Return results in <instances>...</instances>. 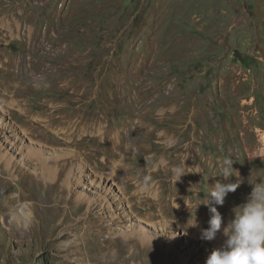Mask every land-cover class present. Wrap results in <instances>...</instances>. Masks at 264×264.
<instances>
[{
    "label": "rangeland",
    "instance_id": "obj_1",
    "mask_svg": "<svg viewBox=\"0 0 264 264\" xmlns=\"http://www.w3.org/2000/svg\"><path fill=\"white\" fill-rule=\"evenodd\" d=\"M25 49L32 66L0 71V264H206L224 160L246 183L233 209L264 182V0H0V66ZM65 51L93 74L87 96L54 72Z\"/></svg>",
    "mask_w": 264,
    "mask_h": 264
},
{
    "label": "clouds",
    "instance_id": "obj_2",
    "mask_svg": "<svg viewBox=\"0 0 264 264\" xmlns=\"http://www.w3.org/2000/svg\"><path fill=\"white\" fill-rule=\"evenodd\" d=\"M233 163L230 158L224 160L220 174L216 175L221 179L208 192L211 200L206 199V203H202L209 205L211 217L208 227L201 230V239L213 241L218 234L224 237L223 242L213 249L206 264H264V182L252 184L246 201L233 209V218L226 223L216 207L223 206L228 194L240 186L239 179L232 182V177H239ZM173 172L177 181L185 174L180 167L174 168ZM200 205H197L196 211ZM196 211L193 221H187V226H196Z\"/></svg>",
    "mask_w": 264,
    "mask_h": 264
},
{
    "label": "bare ground",
    "instance_id": "obj_3",
    "mask_svg": "<svg viewBox=\"0 0 264 264\" xmlns=\"http://www.w3.org/2000/svg\"><path fill=\"white\" fill-rule=\"evenodd\" d=\"M27 48V47H26ZM27 50L28 51H30V49L29 48H27ZM59 52V51H58ZM46 53V52H45ZM26 54H27V51H26V49L23 51V54L22 55H19V57H17L16 59H13L12 61H3V63H2V66H0V71H2V70H7V76H9V78H11V77H13V75H14V73H12L13 72V70H14V68H18V67H23L24 65H26L27 64V62H29V65L30 66H32V62H33V59H32V52H28V54L30 55V57H28V58H26ZM66 54H67V52L65 51V52H63V53H57V54H55V55H60V56H62V58H64V61L62 62V64H61V66H60V68H56V70L54 71L57 75H60L61 73H65V72H67L69 69H71V67L74 69V72H75V76H74V78H72V81H74V82H76V84H75V86H77V87H83L84 88V90L83 91H81L83 94L85 93L86 94V96L93 90V79L92 78H94L93 77V74L92 73H89V74H92V75H88V76H90V78L88 79V81H85V80H83V78H85V73L83 72V69H81L80 68V66L79 65H81V64H79L78 65V67H76L75 65H71V63L70 62H67V59H69L68 57H66ZM47 56V55H46ZM75 56V55H74ZM73 56V57H74ZM45 57V56H44ZM75 58V57H74ZM44 59V58H43ZM48 65V64H47ZM21 67V68H22ZM28 67V66H27ZM48 67V66H47ZM51 67H53V66H51ZM59 67V66H58ZM43 70V69H42ZM51 71V70H50ZM23 72L25 73V75L27 74V70H25V68H24V70H23ZM43 73V72H42ZM47 73V72H46ZM53 74V73H52ZM55 74V75H56ZM1 75V74H0ZM46 76H48V74H45ZM26 77L29 79V78H34V75L33 74H27L26 75ZM78 82V83H77ZM64 84V83H63ZM73 85V84H72ZM125 85V83H123L122 84V86H120V88H117V89H113L110 85H104L103 87H101L102 89H104V90H102V92H105L104 93V95H103V97H102V101L104 102V100L103 99H109V100H111V101H117V99L120 97V95L119 94H122L123 92H126L127 91V87H125L124 86ZM138 87V90L136 91L137 93H139V91H141L142 89L140 88V86H137ZM140 88V89H139ZM65 88H63V90H64ZM72 90V89H71ZM160 90H161V88L159 87V86H157V85H152L150 88H148L146 91H143V93H144V95H145V97L146 96H150V95H153V94H157V95H159V93H160ZM97 91H99V88L97 87ZM129 91V90H128ZM75 92V91H74ZM130 92V91H129ZM78 93V92H77ZM80 95V94H79ZM82 97V96H81ZM153 97V99H152V101L153 102H155V101H157L158 99L156 98V97H154V96H152ZM143 98V97H142ZM79 100H80V98H79ZM95 100V98H92V99H90L88 102H91V101H94ZM188 101V100H187ZM109 103V102H108ZM92 105H93V103H92ZM1 110H3V108H0ZM90 111V110H89ZM95 111V110H94ZM93 111V112H94ZM92 112V111H91ZM91 112H88V111H86V113H91ZM53 115V114H52ZM37 118V117H36ZM35 118V119H36ZM52 118V117H51ZM54 118V117H53ZM91 118V117H90ZM34 120V119H33ZM39 120V119H38ZM52 120H54V119H52ZM180 122L178 121V125H177V127H176V130H178V133H179V135H181V136H186V133L185 132H183V127H181L180 126V124H179ZM189 125V124H188ZM50 127V126H49ZM187 127V126H186ZM33 132V131H32ZM12 134L14 133V134H17V132L15 131V130H13L12 132H11ZM43 134V133H42ZM41 134V135H42ZM179 137V136H178ZM56 138V137H55ZM58 139V138H57ZM176 143V142H175ZM181 145V141H177V143L175 144V145H173V147H174V151H177L179 148H181V146H179V147H176L175 148V146H177V145ZM248 151V150H247ZM257 153V152H256ZM178 155V154H177ZM177 155H176V157H177ZM249 156H252L251 154L249 155ZM248 156V157H249ZM196 157V156H195ZM177 159V158H176ZM250 159V158H249ZM175 164H177L178 165V167L179 166H182L183 167V169H186V172H185V174H184V177L187 179V180H192L193 178H194V175H195V173L193 172V170H192V168L191 169H188V167L190 168L191 167V165L193 164V160H192V158H191V154H189L188 155V157H187V159H185V161H184V163L183 164H180L177 160H176V162H174ZM6 165H8L7 163H6ZM57 165V164H56ZM56 165H54V166H52V164H45L44 162H42V169H41V177H47V176H53V174H55L56 173V171H57V166ZM8 167V166H7ZM250 174L249 175H247V174H245L244 175V179H247V181L249 180V178H250ZM139 177H141V176H139ZM241 177V173L239 174V178ZM235 179H237L238 177H234ZM244 182H242V183H240V186L237 188V190L235 191V192H231V193H229L228 194V196L227 197H235L236 196V193L239 191V190H242V188H244V185L246 184V183H244ZM252 184V183H251ZM187 188V187H186ZM185 190H187V189H185ZM184 193V192H183ZM188 194V193H187ZM185 196H187V195H185ZM167 197V196H166ZM165 197V198H166ZM246 197H248V195H245L244 197H236V199H238L239 201H245L246 200ZM164 198V199H165ZM168 201V200H167ZM205 205V204H204ZM196 207H197V205H192L191 206V209L190 210H194V209H196ZM217 207V209H218V211L222 214V216H223V218H224V215L226 214V213H231V211L233 210V207H231L227 202H225L224 204H223V206H216ZM205 208H206V210L203 212V216H201L202 218H203V220H205V219H209L210 217H211V213H210V211H209V205H205ZM230 208H231V210H230ZM24 215H28L26 212H24ZM140 217V216H139ZM139 219H142V217L141 218H139ZM228 219V218H227ZM226 218H224V220H227ZM144 221V220H143ZM159 225H160V227L162 228V229H164V228H169V226L166 224V223H162V222H160L159 223ZM199 233V232H198ZM153 238V237H152ZM220 240V238H216V240H215V243H218V241ZM154 242L156 243L157 242V240H154ZM169 243V242H168ZM142 245V244H141ZM144 245V244H143ZM167 247V246H166ZM215 247V246H214ZM208 246H202V250H201V252L203 253V257H205L206 255H208L209 253H208Z\"/></svg>",
    "mask_w": 264,
    "mask_h": 264
}]
</instances>
